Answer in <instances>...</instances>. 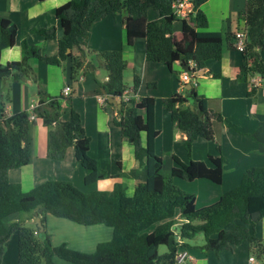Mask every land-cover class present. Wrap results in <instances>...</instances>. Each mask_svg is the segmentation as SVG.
Segmentation results:
<instances>
[{
    "label": "trees",
    "instance_id": "1",
    "mask_svg": "<svg viewBox=\"0 0 264 264\" xmlns=\"http://www.w3.org/2000/svg\"><path fill=\"white\" fill-rule=\"evenodd\" d=\"M176 0H67L55 11L62 28L61 37L54 28L32 31L57 44L53 56L41 55L38 48L26 41L21 44L19 61L0 62V80L36 82L29 65L31 58L51 66L70 62V80L80 75H94L97 66L87 60L84 40L93 24L124 11L126 44L133 45L136 36H144L145 58L163 64L172 71L174 63L200 70L208 60H220L224 43L230 34L209 30L207 18L200 9L207 0H192L195 13L180 21L181 36L173 37L176 19L172 4ZM153 10L157 19L149 21ZM246 33V49L242 53L240 72H264L260 54L264 52V0H246L241 13ZM17 26L7 18H0V55L12 47ZM232 39V38H231ZM68 50H70L68 52ZM73 50L78 52L73 54ZM107 75L98 83L101 95L123 97L127 91L123 74L126 61L120 50L95 53ZM141 84L138 75L132 79L135 93ZM153 87L154 84H149ZM254 89L249 92L253 94ZM193 110L188 95L175 94L163 99L172 123L186 135L184 148L188 162L173 157L174 166L165 171L163 160L153 149L159 131L154 126V98L148 95L121 102L112 123L120 128L122 137L133 147L138 168L121 176L137 180L134 192L127 196L122 183L108 191L92 190L84 193L66 181L50 180L24 192L19 183L10 182L8 172L26 166L31 159L30 128L39 120L47 128V156L62 160L68 148H73L78 164L86 171L85 186H92L107 176L99 162L89 155L90 140L85 134L79 114L70 109L69 119L62 121L61 102L71 97L46 98L39 91L38 103L30 111L0 117V264L5 245L13 233L17 236V264H54L57 257L71 264H177L178 252L202 235L199 247L204 252L219 254L232 251L247 242L249 252L264 264V239L255 233L256 223L264 218V166L248 169L239 185L223 192L209 206L197 208L195 196L179 189L174 180L193 183L207 180L221 185L226 158L208 155L207 161L191 159V150L198 139L214 140L213 122L235 127L219 113L211 112L208 99L191 91ZM105 103L109 104L107 100ZM142 112V113H141ZM34 115L35 119H31ZM144 135V142L142 137ZM40 210V211H38ZM63 218L83 226L102 224L112 229L110 240L97 244L93 253L75 251L61 244L52 245L45 230L46 217ZM39 217L43 230L37 232L27 222ZM164 246L166 252L159 254Z\"/></svg>",
    "mask_w": 264,
    "mask_h": 264
},
{
    "label": "crops",
    "instance_id": "2",
    "mask_svg": "<svg viewBox=\"0 0 264 264\" xmlns=\"http://www.w3.org/2000/svg\"><path fill=\"white\" fill-rule=\"evenodd\" d=\"M66 1L0 0V18H7L17 26L15 43L12 47L2 50L0 62L6 64L19 61L23 41L38 48L43 56L55 55L56 41L45 39L32 30L54 28L56 36L61 37L62 28L55 17V11ZM245 1L207 0L201 5L200 9L207 18L209 30L220 31L223 35L230 34V37L229 41L224 43L221 59L208 60L204 67L197 71L196 85L181 82L180 75L185 69L179 63H174L170 71L163 64L147 61L144 54V36H136L132 46L126 44L124 11L115 17L96 21L84 40V48L88 51L87 60L97 66L94 75H80L71 81L68 60L60 66H51L42 60L31 58L29 65L35 73L36 82L24 80L16 83L0 80V117L1 110H4L6 115L30 111L38 103L39 91L43 92L44 97L50 98L59 96L62 89L68 86L71 100L69 103L62 101L61 110L65 108V104L69 110H74L76 103L82 102L78 103L76 112L90 140L89 155L107 172L103 180L92 186H85L83 179L86 171L76 161L73 148L67 149L62 160L48 158L47 128L36 120L30 128L31 159L26 166L10 170L9 181L19 183L24 192L50 180L69 182L82 191H108L114 184L122 183L126 195L133 194L137 180L120 174L137 169L138 163L133 147L122 137L120 128L112 123L113 116L121 108L123 98L111 99V96L101 95L98 87V83L104 82L107 75L104 73L101 76L105 70L100 67L95 53L115 50H120L126 61L127 66L123 74L126 92H130L135 100L145 95L154 98V126L160 133L154 141L153 149L162 158L164 169L169 170L174 166V156L184 163L188 162V157L184 149L186 135L172 123L164 108L163 99L175 94L188 95L189 89L208 99L211 112L221 114L235 126L213 122L214 140H196L192 146L191 159L207 161L208 155L221 154L227 163L233 165L235 185L239 184L242 175L251 167L264 166V72L262 75L253 71L241 73L242 53L232 47L235 31L244 25L241 13ZM157 17L156 14L153 19ZM180 36L181 26L176 22L173 37L178 40ZM72 52L78 54L76 50ZM263 54L264 52L260 56L264 65ZM134 75L141 79L135 93L132 91ZM258 76L261 79L259 85L252 87L251 81ZM152 83L154 86L149 87ZM252 89L254 91L250 95ZM74 98L77 102L73 101ZM105 99L109 104L104 102ZM144 138L143 135V142ZM224 177L225 173L222 183ZM221 194L215 195V200L209 203L217 201ZM30 222L34 224V219ZM45 230L52 245L64 244L69 249L86 254L93 253L98 243L108 241L112 237V229L105 225L83 226L52 215L46 217ZM255 233L257 237L264 239V218L256 223ZM16 245L17 239L11 235L5 245L1 264H17ZM201 245V242L189 243V247L185 249L189 252L191 260L184 264H260L255 256L250 254L248 243L245 241L232 251L219 254L204 252L199 248ZM250 257L258 263L251 262ZM54 264L71 263L55 257Z\"/></svg>",
    "mask_w": 264,
    "mask_h": 264
},
{
    "label": "rangeland",
    "instance_id": "3",
    "mask_svg": "<svg viewBox=\"0 0 264 264\" xmlns=\"http://www.w3.org/2000/svg\"><path fill=\"white\" fill-rule=\"evenodd\" d=\"M154 17H156V12H154L153 10L149 11L148 20L152 21V20H154L153 19ZM177 23L180 24V21H177ZM104 73H106V72L102 71L101 76H103ZM73 101L77 102L75 100V98L73 99ZM79 102H81V101H79ZM79 102H77L75 107H74L75 111H76V108H78L77 106H78ZM65 105H66L65 108L63 107L61 110L60 118H62V121L63 120L66 121L69 118V107L67 104H65ZM226 163L227 162H225V165H224L225 177H224V181L221 185L213 184L207 180H197L193 183H189L187 181L177 180V179L174 180V184H175V186H177L182 191L195 196V205L197 208H203V207L209 206L211 204H214L216 201H213L212 203H209V202L211 200H215L214 199L215 195H218L219 193H223V192H226L228 190H231V189H233L239 185L238 183H236V185L234 183L235 180H234L233 165H230L229 163L226 164ZM165 171H167V169H165ZM123 190L126 193V189L124 187H123ZM90 191L91 190H89V189H84V191H82V192L89 193ZM205 204H208V205H205ZM26 224L34 228L33 223L27 222ZM12 235L15 237V239H17V236L15 233H13ZM197 242L203 243L202 235L197 236L195 239H193L189 243L195 244ZM164 252H166V248L164 246H161L159 248V254L162 255V254H164Z\"/></svg>",
    "mask_w": 264,
    "mask_h": 264
},
{
    "label": "built area",
    "instance_id": "4",
    "mask_svg": "<svg viewBox=\"0 0 264 264\" xmlns=\"http://www.w3.org/2000/svg\"><path fill=\"white\" fill-rule=\"evenodd\" d=\"M172 9L176 19L181 21L188 19L191 15H194L195 13V7L192 0H176L172 4ZM246 44H247V38L245 31L243 30L235 31L232 39L233 49H235L239 53H243L246 49ZM190 66L195 69L194 72L183 71L182 74L180 75V80L182 83H190L191 85H196L195 77L198 70L195 68V64L193 62L190 63ZM260 80L261 79L259 76L255 77L251 81V86L257 87L260 83ZM69 91L70 88L68 86L64 87L61 91V95L68 96ZM131 97L132 95L130 94V92H125L122 98L124 101H126ZM31 119H35V116L32 115ZM188 260H191V256L185 248L182 249L180 252H178L176 257L177 264H184ZM249 260L251 262L258 263V261L255 260L253 257H250Z\"/></svg>",
    "mask_w": 264,
    "mask_h": 264
},
{
    "label": "water",
    "instance_id": "5",
    "mask_svg": "<svg viewBox=\"0 0 264 264\" xmlns=\"http://www.w3.org/2000/svg\"><path fill=\"white\" fill-rule=\"evenodd\" d=\"M69 51H70V50H68V52H69ZM184 69H185V71H190V69H189L188 66H184ZM111 99H114V98L111 97ZM117 99H121V97H118ZM187 99H188V102H189V107H190V109L193 110V98H192V96H191V89H189V93H188V97H187ZM38 211H40V210H38ZM34 225H35V227H36V229H37L38 231H42V230H43V227L41 226V223H40V219H39V217H36V218L34 219Z\"/></svg>",
    "mask_w": 264,
    "mask_h": 264
}]
</instances>
